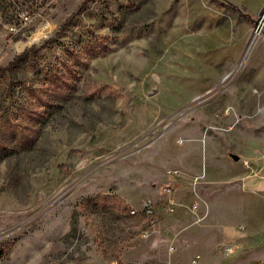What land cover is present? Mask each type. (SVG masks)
I'll return each instance as SVG.
<instances>
[{"label":"rangeland","instance_id":"rangeland-1","mask_svg":"<svg viewBox=\"0 0 264 264\" xmlns=\"http://www.w3.org/2000/svg\"><path fill=\"white\" fill-rule=\"evenodd\" d=\"M263 11L264 0H0V67L39 46L0 73V260L23 264L20 246L34 247L27 264L124 260L146 227L131 213L143 202L118 193L133 178L135 197L150 193L141 147L203 105L210 114L229 84L256 94ZM22 14L35 17L9 33ZM236 129L225 142L239 150ZM213 143L205 136L206 173Z\"/></svg>","mask_w":264,"mask_h":264},{"label":"crops","instance_id":"crops-1","mask_svg":"<svg viewBox=\"0 0 264 264\" xmlns=\"http://www.w3.org/2000/svg\"><path fill=\"white\" fill-rule=\"evenodd\" d=\"M258 44L263 48L264 37ZM253 64L252 80L259 86L255 95L238 90L237 82L229 84L215 93L210 114L203 105L159 130L141 147L154 164L146 183L150 193L135 197L134 189L141 182L137 178L129 184L131 191L118 193L132 207L149 200L156 209L158 226L123 253L124 260L136 264H264V59ZM222 101L227 111L220 106ZM243 119L248 124L245 130L237 128ZM235 129L239 150L233 138L225 142ZM166 133H172L171 147L169 140H161ZM208 135L214 140L215 152L206 173L204 139ZM174 142L186 144L175 150ZM195 176L198 180L193 185ZM166 184L174 188L169 195L162 191ZM20 250L27 264V254L34 247L20 246Z\"/></svg>","mask_w":264,"mask_h":264},{"label":"built area","instance_id":"built-area-1","mask_svg":"<svg viewBox=\"0 0 264 264\" xmlns=\"http://www.w3.org/2000/svg\"><path fill=\"white\" fill-rule=\"evenodd\" d=\"M12 2H17L18 0H9ZM35 17V15H27V14H22L20 15V23L19 25L16 24H11L8 27V32L17 34V33H22V30L24 27L28 25V23L31 22V20ZM173 173L177 174L179 173L178 171H173ZM198 180V176H195L191 180V184H195ZM173 187L171 185L166 184L165 186L162 187L163 193L166 195H169L173 191ZM169 204L172 205V202L169 201ZM193 209L196 208V203L193 204ZM134 214H142L143 217L146 220V227L142 230L140 236L141 237H147L150 233L156 231L157 226H158V221L155 220L154 217V207L152 203L149 200H145L142 203V209L137 210L133 209ZM169 211H172V207L169 208ZM141 212V213H140ZM226 250L229 249L228 247L225 248ZM109 264H136L134 261H127V260H119V259H114L109 262Z\"/></svg>","mask_w":264,"mask_h":264},{"label":"trees","instance_id":"trees-1","mask_svg":"<svg viewBox=\"0 0 264 264\" xmlns=\"http://www.w3.org/2000/svg\"><path fill=\"white\" fill-rule=\"evenodd\" d=\"M86 1V0H85ZM233 6L235 7V8H237L238 10H241V12H243L242 10H244L243 9V7L241 8V7H237L236 5H234L233 4ZM245 17H246V19H248L250 22H253V19H252V17H251V15L247 12H243L242 13ZM62 25H64V23L62 24ZM60 34V29L56 32V34H55V36H58ZM53 39H47V40H45L44 42H51ZM43 42V43H44ZM42 43V44H43ZM38 47L39 46H37V45H31L30 47H26L24 50H22L20 53H18V54H16L13 58H12V60L11 61H9L5 66H1L0 67V73H3V72H5V71H7V70H9V69H11V68H13L14 67V65L17 63V61L20 59V58H22L23 56H25L27 53H29V52H31V51H35V50H37L38 49ZM144 228H142V230H143ZM6 255V252H2L1 254H0V257L2 258L3 256H5Z\"/></svg>","mask_w":264,"mask_h":264},{"label":"water","instance_id":"water-1","mask_svg":"<svg viewBox=\"0 0 264 264\" xmlns=\"http://www.w3.org/2000/svg\"><path fill=\"white\" fill-rule=\"evenodd\" d=\"M262 23H263V19L260 18V17H258V24H257V26H256V30H257V31H259V30L262 28V26H261ZM254 41H255V37L250 41L249 45L247 46L246 51H245V53H244V55H243V57H242V59H241V61H240V63H239L240 66L244 63V61H245V59H246L248 53H249L250 50H251V47L253 46ZM230 74H231V72L228 73V74L224 77V79H226ZM224 79H223V80H224Z\"/></svg>","mask_w":264,"mask_h":264},{"label":"bare ground","instance_id":"bare-ground-1","mask_svg":"<svg viewBox=\"0 0 264 264\" xmlns=\"http://www.w3.org/2000/svg\"><path fill=\"white\" fill-rule=\"evenodd\" d=\"M261 18H263V19H264V11L261 13ZM131 213H133V214H134V211H133V209L131 210Z\"/></svg>","mask_w":264,"mask_h":264}]
</instances>
